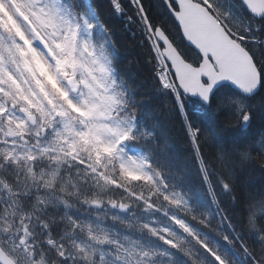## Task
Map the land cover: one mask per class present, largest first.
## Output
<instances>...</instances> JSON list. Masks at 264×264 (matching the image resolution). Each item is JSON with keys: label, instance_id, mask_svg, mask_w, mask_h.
Returning <instances> with one entry per match:
<instances>
[{"label": "snow or ice", "instance_id": "obj_1", "mask_svg": "<svg viewBox=\"0 0 264 264\" xmlns=\"http://www.w3.org/2000/svg\"><path fill=\"white\" fill-rule=\"evenodd\" d=\"M0 8L15 21L0 23V178L10 186L0 199V264H89L90 251L116 250L94 237H107L121 217L125 260L115 264H150L157 251L180 264H264V236L250 239L264 231V199L248 204L247 233L226 213L222 229H209L159 210L158 200L188 203L155 156L178 141L156 144L142 122L147 97L114 70L120 48L104 17L107 9L127 21L121 28L138 29L155 92L169 102L184 159L205 188L203 205L219 213L217 184L231 191L233 156L241 167L264 163V136L227 135L264 121V0H0ZM109 185L123 199L110 200L108 212L85 216L62 198Z\"/></svg>", "mask_w": 264, "mask_h": 264}, {"label": "clouds", "instance_id": "obj_2", "mask_svg": "<svg viewBox=\"0 0 264 264\" xmlns=\"http://www.w3.org/2000/svg\"><path fill=\"white\" fill-rule=\"evenodd\" d=\"M114 70L118 75H123L120 71L118 59L114 60ZM150 118V113H141L142 122L152 129L156 137V144L163 145L166 134L158 133L152 123H146V121H150ZM252 129L255 130V137L264 136V121L257 119ZM226 147H230V145ZM214 151L215 146H209L206 149L210 163L213 167H218L213 158ZM155 156L159 158L157 162L160 163L161 169L164 171V174L168 177L169 181L175 183L178 188H182L188 200L187 204H165L163 201L158 200L157 204L160 211L168 215L175 214L177 217H182L194 228L203 225L209 229H222L224 225L220 222L219 217L226 213L227 217L230 218L232 222V226L237 231L242 233L248 232V204L253 199H264V163L253 162L247 166L241 167L238 161H236L235 156H233L232 167L235 180L232 183L231 191L227 195L223 193L220 185L217 184V190L221 193V199L223 201V210L219 213H215V209L206 208L203 205L201 195L206 197V191L204 186L199 183L195 165L192 164L191 161L184 159L183 153H181L176 145L172 146L171 154L162 153L159 148H157L155 150ZM186 169H190V172H186ZM112 173H115V169L112 170ZM116 178L120 180L124 186H127L128 181L123 176V173ZM0 184H3V189H0V199H7L8 193L7 191H4V189H10V186L3 178H0ZM193 184H195L196 187H193ZM132 187L139 190L137 185L133 184ZM109 188H111V185H109ZM109 188L103 190H87L74 187L63 193L62 198H72L68 203L73 211L80 212L85 216L89 214L96 215L101 209H103V212L109 211V208L105 206L109 205L110 200L123 199L120 193L116 192L114 188H111V190H109ZM233 194L236 199L235 201H230L229 197ZM94 199L99 200L100 204H91L90 201ZM125 202L128 203L127 200H125ZM131 206L135 209V202H132ZM149 211H151V209H149ZM103 212L101 215H103ZM109 219H111V216H109ZM193 221H195V223H193ZM113 223L115 224V227L107 237L105 234L100 233L94 237V240L100 245L105 243L112 244L116 250L105 251L102 257H100L98 251H90L89 254L83 257L89 261V264H115V261L117 260H125L124 246L119 243L118 236L127 226L128 222L124 221L121 217L119 223L116 221H113ZM132 223L137 231H142L134 221ZM259 227L264 229V225H260ZM261 236H264V231H260L258 235H251L250 239L259 243ZM54 264H58V262H54ZM128 264H137V262L133 257L128 261ZM150 264H180V262L174 256L164 255L157 251V253L152 256Z\"/></svg>", "mask_w": 264, "mask_h": 264}, {"label": "trees", "instance_id": "obj_3", "mask_svg": "<svg viewBox=\"0 0 264 264\" xmlns=\"http://www.w3.org/2000/svg\"><path fill=\"white\" fill-rule=\"evenodd\" d=\"M105 19L113 26V38L117 41L120 48L119 64L120 71L128 81L137 89V97H147L142 101L143 113H150V121L158 133L175 136L178 143L176 147L183 153L184 149L179 143L181 132L174 113H169L168 101L161 93L155 92V85L150 79V67L146 63V54L139 43V31L134 26L129 25L127 29L121 28V25L127 24L122 18L110 16L107 9H104ZM135 33V35H133ZM129 61H132L129 64ZM230 140L239 139L240 141L250 140L255 136V130L241 135L236 132H228ZM193 187H196L193 184ZM201 200L206 202L207 198L201 195Z\"/></svg>", "mask_w": 264, "mask_h": 264}, {"label": "rangeland", "instance_id": "obj_4", "mask_svg": "<svg viewBox=\"0 0 264 264\" xmlns=\"http://www.w3.org/2000/svg\"><path fill=\"white\" fill-rule=\"evenodd\" d=\"M0 9H2V8H0ZM2 10L4 11V9H2ZM5 13L8 16V19L10 20V23H11L12 27H15V21L12 19V17L7 12H5Z\"/></svg>", "mask_w": 264, "mask_h": 264}]
</instances>
